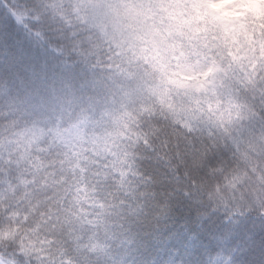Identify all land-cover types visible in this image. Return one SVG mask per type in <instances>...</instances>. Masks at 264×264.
<instances>
[{
    "label": "trees",
    "instance_id": "obj_1",
    "mask_svg": "<svg viewBox=\"0 0 264 264\" xmlns=\"http://www.w3.org/2000/svg\"><path fill=\"white\" fill-rule=\"evenodd\" d=\"M245 1L225 14L263 34L264 0ZM196 26L173 41L171 80L218 64L209 39L228 34ZM97 34L68 0H0V259L264 264L259 71L232 83L249 123L190 126L161 106L138 111L148 98L118 106L117 48Z\"/></svg>",
    "mask_w": 264,
    "mask_h": 264
},
{
    "label": "rangeland",
    "instance_id": "obj_2",
    "mask_svg": "<svg viewBox=\"0 0 264 264\" xmlns=\"http://www.w3.org/2000/svg\"><path fill=\"white\" fill-rule=\"evenodd\" d=\"M68 1L79 20L117 48L119 60L109 69V82L120 96L118 106H125L130 98L144 97L148 99L137 103L138 111L155 114L161 106L190 126L201 122L238 130L240 119L249 123L240 111L232 83L236 82V73L242 74L241 79H253L258 71L264 83V32L259 34L261 31L256 29L246 35L244 24L225 14L226 10L246 3L245 0H206L199 5H193L191 0ZM253 6L258 9L255 3ZM194 12L204 16L198 17ZM197 23L210 31L214 27L220 34H228L227 39L217 35L209 39L210 51L218 64L204 67L199 80H171L165 72L178 60V43L173 41L186 29H197ZM228 39L231 41L226 45ZM111 105L108 101L105 107ZM112 108L115 110L116 106ZM259 147L264 151V141ZM0 264L7 263L0 259Z\"/></svg>",
    "mask_w": 264,
    "mask_h": 264
}]
</instances>
